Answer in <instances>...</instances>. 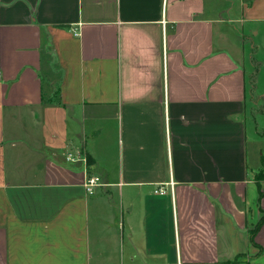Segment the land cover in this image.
I'll list each match as a JSON object with an SVG mask.
<instances>
[{
  "label": "crops",
  "instance_id": "0c3cea01",
  "mask_svg": "<svg viewBox=\"0 0 264 264\" xmlns=\"http://www.w3.org/2000/svg\"><path fill=\"white\" fill-rule=\"evenodd\" d=\"M218 3L0 0V264H264V0Z\"/></svg>",
  "mask_w": 264,
  "mask_h": 264
},
{
  "label": "rangeland",
  "instance_id": "374dc122",
  "mask_svg": "<svg viewBox=\"0 0 264 264\" xmlns=\"http://www.w3.org/2000/svg\"><path fill=\"white\" fill-rule=\"evenodd\" d=\"M219 3H218V8H219V11H227V9L230 7V4L227 3V0H218ZM231 1H235V0H231ZM236 28L237 30H240L241 27L239 24H231V28ZM237 32V31H236ZM238 33V32H237ZM236 34V33H235ZM250 41V40H249ZM253 44V42H251V45ZM244 47H248V45L245 44ZM263 56H264V52H263ZM263 83H264V73L262 74V77H261ZM261 107L264 106V105H260ZM262 142V141H261ZM255 149H256V145L254 146V144H249V148H248V160H249V167L252 169V170H255V166H253V156H254V152H255ZM259 149H261V151L264 153V142H262V144L259 145ZM256 171V170H255Z\"/></svg>",
  "mask_w": 264,
  "mask_h": 264
},
{
  "label": "built area",
  "instance_id": "2783aa9c",
  "mask_svg": "<svg viewBox=\"0 0 264 264\" xmlns=\"http://www.w3.org/2000/svg\"><path fill=\"white\" fill-rule=\"evenodd\" d=\"M66 159L68 161H73L74 156L72 154H67ZM81 159L84 162H86V157L84 155H81ZM99 186H101L100 181L95 176L87 177L85 179L84 184H83L84 190H85L86 194H88V195H92L94 193V190ZM154 193L163 196V195H166V190H164L163 188H159V189L155 190Z\"/></svg>",
  "mask_w": 264,
  "mask_h": 264
},
{
  "label": "trees",
  "instance_id": "16d2710c",
  "mask_svg": "<svg viewBox=\"0 0 264 264\" xmlns=\"http://www.w3.org/2000/svg\"><path fill=\"white\" fill-rule=\"evenodd\" d=\"M86 160H87V156H86ZM261 165H262V168L260 172L257 174V176L255 177V182L258 188L259 198H264V194L260 192V182L264 181V155L261 157ZM263 223H264V216L259 220V222L256 224L254 229L250 232V241L253 246H256V244L253 241L254 235L259 230V228L262 226ZM238 258L239 256H237V259L232 264H236V261L238 260Z\"/></svg>",
  "mask_w": 264,
  "mask_h": 264
}]
</instances>
